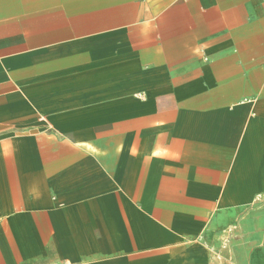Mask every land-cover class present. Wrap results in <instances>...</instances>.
<instances>
[{
    "label": "crops",
    "instance_id": "1",
    "mask_svg": "<svg viewBox=\"0 0 264 264\" xmlns=\"http://www.w3.org/2000/svg\"><path fill=\"white\" fill-rule=\"evenodd\" d=\"M0 264H264V0H0Z\"/></svg>",
    "mask_w": 264,
    "mask_h": 264
}]
</instances>
